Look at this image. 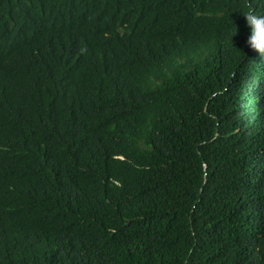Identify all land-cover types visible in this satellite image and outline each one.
Here are the masks:
<instances>
[{
    "label": "trees",
    "instance_id": "trees-1",
    "mask_svg": "<svg viewBox=\"0 0 264 264\" xmlns=\"http://www.w3.org/2000/svg\"><path fill=\"white\" fill-rule=\"evenodd\" d=\"M249 10L0 0V264H264Z\"/></svg>",
    "mask_w": 264,
    "mask_h": 264
},
{
    "label": "clouds",
    "instance_id": "clouds-1",
    "mask_svg": "<svg viewBox=\"0 0 264 264\" xmlns=\"http://www.w3.org/2000/svg\"><path fill=\"white\" fill-rule=\"evenodd\" d=\"M243 17L245 18L246 25L250 29L246 44L251 49L257 51L261 57H264V43L258 37V30L261 22L264 21V16L258 15L254 10H249L243 14Z\"/></svg>",
    "mask_w": 264,
    "mask_h": 264
}]
</instances>
